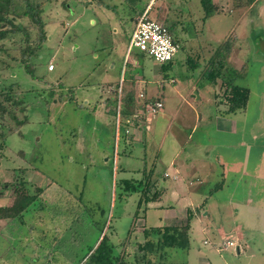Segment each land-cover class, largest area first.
I'll return each mask as SVG.
<instances>
[{"label": "rangeland", "instance_id": "rangeland-1", "mask_svg": "<svg viewBox=\"0 0 264 264\" xmlns=\"http://www.w3.org/2000/svg\"><path fill=\"white\" fill-rule=\"evenodd\" d=\"M90 1L97 2L51 0L46 4L42 14L46 40L34 55L26 50L27 45L21 36L14 35L0 42V91L12 86L24 100L23 115L28 118L19 133L7 137L4 148L0 149V190L5 184L9 185L8 189L12 188L20 178L33 186L30 191L34 194L35 189H46L39 194L37 201H41L45 208L32 209V216L24 218L25 223L20 225L19 233L16 232L15 221L11 225L9 220H0V264H73L81 247L93 237L94 231L86 221L87 215L92 214L93 221L101 220L96 207L104 211V221L113 220V230L107 232L110 239L118 243L125 238L134 210V197L118 200L115 179L125 178L129 173L150 166L157 149L149 140L143 143L146 151L142 147L131 149L127 142L130 136L123 128L129 125L122 116L115 144L117 109L112 104L113 109L109 111L105 103L108 98H114L115 92L110 94L107 89L117 91L118 85L123 88V82L130 76L150 82L149 89H156L157 85L152 82L163 76L168 79L164 81L166 87L171 79L180 85L184 75L196 83L198 76L195 74L202 75L207 71V61L221 47L222 41L230 35L237 37L230 61H226L230 57L226 53L224 60L228 66L238 69L240 75L236 84L247 87L251 92L245 114H238V134L247 138L250 124L259 118L264 125V107L261 108L264 96V10L260 11V18L252 9L248 17L223 14L205 19L201 0H155L149 16L156 22L173 24V35L180 44L172 66L163 67L165 64L155 63L135 50L127 55L135 27L132 18L136 19L150 0H105L106 4L118 6L112 10L86 7ZM65 2L69 3V8L63 6ZM109 13L112 16L118 14V19ZM93 20L96 25L92 24ZM29 44L30 48L38 44L35 31L31 32ZM49 60L53 71L47 69ZM26 65L33 76L25 70ZM101 79H107L108 84ZM200 83L206 84L207 81ZM163 104V111L154 114L155 118L146 114V125L163 127L162 123L177 113V106H180L179 111L185 108L175 95H165ZM140 110L138 107L137 115ZM146 125L139 129L142 134L150 130ZM173 132L168 131V135ZM198 135L195 133L194 136ZM252 147V151L246 149V155L256 161L251 166L246 160L244 182L232 191L236 179L230 187L217 191L213 202L216 208L233 196L243 202L250 197L264 205V138ZM126 148L130 153L122 156L120 153ZM114 150L117 153L115 163L112 162ZM105 158H108L107 162ZM155 167L157 171L162 169L158 163ZM115 169L118 176L113 177ZM259 183L258 188L251 186ZM215 185L199 187L210 189ZM4 190L0 193V207H10L13 198L6 188ZM171 197L167 191L163 197L164 204H173ZM149 211L148 216H156V212ZM258 212L261 213V209ZM259 213L251 215L245 207L238 220L244 226L247 222L254 224ZM148 224L149 221L147 224L136 221L135 233L140 235L143 226ZM30 226L33 227L31 233L28 232ZM255 243L258 244L250 243L249 252H259L258 258H261L264 241ZM199 246L203 252L214 249L201 242ZM135 251V247H129L125 252L130 263ZM165 251L163 264H196L192 261L193 253L189 258L187 252L181 250ZM240 261L246 260L241 258Z\"/></svg>", "mask_w": 264, "mask_h": 264}, {"label": "crops", "instance_id": "crops-1", "mask_svg": "<svg viewBox=\"0 0 264 264\" xmlns=\"http://www.w3.org/2000/svg\"><path fill=\"white\" fill-rule=\"evenodd\" d=\"M211 5L213 12L209 17L212 15L218 17L223 14L238 15L240 18L243 15L248 17L251 10L255 9L253 13L260 18L262 15H259L260 11L264 10V0H254L250 3H246V0H211ZM89 6L103 10L105 8L112 10L118 7L106 4L105 0H97L95 4L90 1L86 7ZM110 16L113 18L114 15L110 14ZM114 17L118 19L119 16L116 14ZM117 19L114 21L118 22ZM120 20L122 21V17ZM119 23L117 24L119 25ZM92 24L96 25V22L93 20ZM120 25H123V22ZM236 38L230 35L222 41L223 46L224 42L230 40V57L226 60L227 62L230 61L233 53ZM262 47L264 49V40ZM225 64L227 65V63ZM235 70L238 71V69ZM196 75L198 76L196 83H192L184 75L180 85H177L176 80L171 79L168 87L164 84V81L168 79L165 76L160 77L152 82L157 85L156 89H149L150 82H145L143 78L130 76L123 82V88L118 85L117 91L107 89L111 91L110 94L115 92L114 98L112 100L108 98L105 102L109 111L113 109L112 104L115 105V110L119 107V111H123L126 109L129 99H131V104L138 106L142 100L146 99V101L153 100L162 103V110L158 112L160 114L164 108L163 97L165 95L168 97L175 95L184 103L185 107L179 111L180 106H177V113L174 115L176 118L171 116L173 118L170 117L167 122L164 121L165 123H162L164 126L160 128H153L151 122L150 125H146V120L149 117L146 113V105L144 111L140 110L141 114H138L141 118L136 116L135 121L125 118L131 120V125L123 127L128 131L125 133L130 136L127 140L129 147L131 149L142 147L146 151L147 147L143 143L149 140V143H154L157 146L156 156L150 166H145L141 171L132 172L135 175L129 173V176L127 175L125 178L118 180L114 178L115 183L120 180H144L147 184L154 185L153 191H156L158 196L153 202L147 204V210L144 214L140 213V218L137 220L143 221L145 224L150 222L147 226L144 225V228L180 226L186 224L189 218V247L184 252H187L189 258L193 253L195 257L192 258V261L194 260L196 264H264V255L258 258L259 252H249L252 241L255 245L258 244L255 241H264V205L260 201H252L250 197H247L243 202L234 196L233 199L232 197L225 199L220 208H216L213 204L216 200L214 194L217 191H223L230 187L236 179L235 185H232L234 187H231L232 191L233 188L244 182L246 160L251 166L256 161L254 157L246 155V149L254 150L252 146L264 138L263 121L259 118L250 124L248 128L250 134L247 138L239 135L238 116L240 115L238 114L241 112L245 114L250 99V90L245 108L228 113L229 107L222 102L224 91L221 92L224 89L220 81L209 83L204 74L197 73ZM103 81L108 84L107 79H101V82ZM200 81H207V83L201 84ZM110 85L112 86V83ZM140 95L142 98H139ZM86 103L88 104V102ZM262 107H264V96L261 102ZM156 115L150 118H155ZM143 125L150 128L144 134L140 131ZM171 130L174 132L169 136L168 131ZM195 133H199V135L195 137ZM118 137H116L115 131V144ZM128 148L121 151L120 154L122 156L129 154ZM116 157L117 153L114 150L113 163H115ZM105 161L107 162L108 158H105ZM156 163L162 168L161 171H157ZM117 174L115 169L113 177L118 176ZM207 184H222V186L215 192H211L214 187L210 189L199 187ZM251 186L258 188L260 183L258 185L251 184ZM167 191H170L171 201L175 206L164 204L163 197ZM135 203L136 197H134V207ZM245 207L248 208L251 215L259 213L258 210L261 209L260 216L254 224L247 222V225L244 226L238 220V215L243 213ZM177 209L181 210L176 211ZM148 211L149 213L156 212V216H148ZM227 241L234 243V246L220 251L219 248H224L223 244ZM200 242L206 247L213 246L214 249L203 252L199 246ZM241 258L246 261L241 262Z\"/></svg>", "mask_w": 264, "mask_h": 264}, {"label": "trees", "instance_id": "trees-1", "mask_svg": "<svg viewBox=\"0 0 264 264\" xmlns=\"http://www.w3.org/2000/svg\"><path fill=\"white\" fill-rule=\"evenodd\" d=\"M253 1L246 0V3ZM50 2L51 0L41 2L39 0H0V42L14 35L21 36V40L27 45L26 50L29 49L30 55H34L35 50L40 49L46 40L45 22L42 14L45 10L44 6L50 4ZM63 4L66 8L70 7L68 2ZM201 5L204 11V18L207 19L213 12L211 0H201ZM132 20L136 21L135 18H132ZM162 24L168 29L172 41L178 45L179 51L180 44L178 38L173 35V24ZM32 31L37 33L38 44L30 48L29 42ZM229 41L224 42L223 46L221 45L223 48L220 47L208 59L207 71L204 73L205 79L209 83L220 81L224 89L222 102L229 107L228 113L244 109L249 95L248 88L236 84V80L240 75L239 72L225 64V53L229 54L230 50ZM174 59L163 65V67L166 65L172 66ZM195 66H198V64ZM25 70L33 76L29 66L26 65ZM15 86L18 87L17 84ZM12 89L13 87L9 86L7 89L4 88L2 89L3 91H0V149L4 148V142L7 137L14 133H19L20 129L28 122V118L23 115L24 100ZM130 102L131 99L127 101L126 109L120 111V115L123 118H130L135 121L136 116H138L136 109L140 107L143 111L145 105L154 101H146L144 99L139 106ZM138 118L141 117L138 116ZM7 119L10 120L7 121ZM22 172L23 170H21ZM153 186V184H147L144 180H120L116 182L115 188L118 200L125 201L130 197H136L131 223L125 238L118 243L110 239L107 232L113 230V220L111 218L104 221V211L96 207L101 220L93 221L92 214L87 215L86 221L94 231L93 237L81 247L79 254L75 256L73 264H163L166 249L187 250L189 247V218L183 226L149 227L143 228L140 235L135 233V222L140 218V213L144 214L147 210V204L153 202L158 196L157 192L153 191ZM221 186L222 184H216L211 192H215ZM8 187L9 185L7 184L3 185L0 193L2 194L5 191L4 188H6L13 198V204L10 207H0V220H9L8 224L11 225L15 221L16 232L19 233L20 225L25 223L24 218L32 216V209L42 210L45 208L41 201L40 203H37V201L39 200V194L44 193L46 189H35L36 193L34 194L30 191V187L33 186L23 178L18 179L17 183L12 185V188L8 189ZM78 200L81 201V197ZM53 208L55 209V207ZM57 209L61 210L60 208ZM11 225L9 230H11ZM32 230L33 227L30 226L28 232L31 233ZM129 247H135L136 249L132 263L128 261L129 258L126 255Z\"/></svg>", "mask_w": 264, "mask_h": 264}, {"label": "built area", "instance_id": "built-area-1", "mask_svg": "<svg viewBox=\"0 0 264 264\" xmlns=\"http://www.w3.org/2000/svg\"><path fill=\"white\" fill-rule=\"evenodd\" d=\"M154 1L150 0L145 10L136 18L135 27L128 44L127 55L132 50H135L155 63L166 64L176 57L178 45L172 41L168 29L162 23L156 22L154 18L149 16ZM53 69V64L49 63L48 71ZM139 98H142V95ZM145 109L147 114L154 115L162 110V103L154 102L148 104ZM116 113V137H118L121 117L119 107ZM126 124L131 125V120L126 119ZM125 132L128 133V131ZM232 246H234V243L227 241L223 244L224 248L220 247L219 250H226L227 247Z\"/></svg>", "mask_w": 264, "mask_h": 264}]
</instances>
